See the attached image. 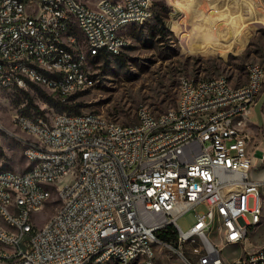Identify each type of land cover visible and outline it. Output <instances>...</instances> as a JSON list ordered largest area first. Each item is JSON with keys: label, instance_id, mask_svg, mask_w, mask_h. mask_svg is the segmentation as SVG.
Returning <instances> with one entry per match:
<instances>
[{"label": "built area", "instance_id": "2783aa9c", "mask_svg": "<svg viewBox=\"0 0 264 264\" xmlns=\"http://www.w3.org/2000/svg\"><path fill=\"white\" fill-rule=\"evenodd\" d=\"M154 1L100 0L97 10H90L77 0H0L3 86L12 90L32 84L17 69L18 61L29 62L26 52H35L44 62L43 74L33 76L47 78L58 88L73 86L69 67H76L78 79H83L91 66L85 60L71 63V53L64 49L59 64H65V71L48 69L58 35L66 28L87 27L93 46H102V53L93 55H120L124 32L119 42L110 43L111 30L122 20L149 21ZM54 19H61V28L53 27ZM15 28L33 35V42L22 44ZM247 66L254 72V86L248 89L232 86L225 77H182L175 108L156 114L140 104L130 124L92 119L90 112L39 114V124L15 115L16 122L34 131L36 141L24 149L29 174L9 170L0 176V258L5 264H129V257H138V262L157 264L156 233L173 226L177 243L191 248L195 264H264V245L255 242L260 229L251 228L256 217H263L264 226V179L253 184L254 169L262 160L251 152L248 127L264 89V68ZM52 73H59L60 81H50ZM72 95L51 97L66 103ZM218 102H226L224 112H217ZM93 144L104 145V153H90ZM78 146H86L85 169L68 177ZM36 154H45L47 164L37 162ZM82 179H89V187H82ZM38 181L55 184L66 211L33 233L21 256H13L17 232L31 231L34 205L46 195L38 190ZM7 184L27 192L30 209L4 211V204H11L8 192H13ZM231 187H238V196H231ZM198 206L205 210L196 212L195 223L183 232L178 217ZM221 223H229V234H222ZM230 241L242 242L244 259H224Z\"/></svg>", "mask_w": 264, "mask_h": 264}, {"label": "rangeland", "instance_id": "374dc122", "mask_svg": "<svg viewBox=\"0 0 264 264\" xmlns=\"http://www.w3.org/2000/svg\"><path fill=\"white\" fill-rule=\"evenodd\" d=\"M95 6L100 0H81ZM152 18L131 25L125 32L128 45L123 58L92 60L93 82L74 93L66 103H57L49 91L32 83L26 89H0V169L24 172L28 136L12 124L16 114L30 115L94 112L121 124L136 120L140 104L158 114L173 109L182 77L212 79L225 77L234 87L248 80L247 65L264 68V0H155ZM157 14L161 22L155 18ZM244 27L243 30L240 29ZM251 132V152L257 161L253 180L264 179V95L256 104ZM262 181V180H258ZM53 197L50 202L56 201ZM48 205V206H46ZM33 213V225L43 226L55 212L46 204ZM252 203L250 202V207ZM198 206L181 214L177 225L187 232L195 223ZM255 229L256 244L264 245V226ZM157 264H195L189 246L178 243L153 244ZM225 260L239 258L242 248L228 245Z\"/></svg>", "mask_w": 264, "mask_h": 264}, {"label": "bare ground", "instance_id": "6f19581e", "mask_svg": "<svg viewBox=\"0 0 264 264\" xmlns=\"http://www.w3.org/2000/svg\"><path fill=\"white\" fill-rule=\"evenodd\" d=\"M241 1V0H240ZM36 2H43V0H36ZM78 5H87L81 0H77ZM90 10H97V4L95 6H90ZM145 20H122L117 23L115 29L110 32V43L119 42L120 34L128 26L135 24H143ZM54 28H61V19L53 20ZM15 36H22V44H31L33 42V35L23 34V28H15ZM78 40L82 48H78ZM128 45V40L122 34V43L119 44V51H124ZM90 47H93V53L90 52ZM68 49L71 53V63L82 64L85 60L87 66H91L92 60L101 54L102 46H93L92 34H88L87 27H71L66 28L65 33H60L58 35V43H55V49L51 53L50 61H48V69H55V71H65V64H59L61 58V51ZM118 55H112V57ZM26 60L28 61H18L17 69H19V75H25V81H30V83L37 84L47 91L50 92L52 96H70L74 94V89H83L88 87L91 82H93L92 69L89 73H86V77L83 79H78V73H76V67H69L68 79L69 83H73V86L60 85V88L55 86V83L48 82L47 78L33 76L42 75L44 69V62L42 59L38 58L35 52H26ZM28 69V71H26ZM248 80L244 85L240 86V89H248L254 86V72H249V67L247 66ZM50 81H60L59 73L50 74ZM10 86H3V80L0 79V89H9ZM58 100V99H56ZM63 103V101H61ZM177 106V102H176ZM226 109V102H218L217 112H224ZM65 113V112H62ZM72 114V113H66ZM17 116L23 117V122H32V124H39V115L27 116L24 114H16ZM92 119L107 118L102 114H97L90 112ZM109 123L119 124L114 120L109 119ZM12 124L20 132L28 136L27 143H32L36 141V134L34 131L29 130L26 126L21 125L19 122L15 121V116L13 117ZM90 153H104V145L93 144L90 146ZM24 156L26 161L29 162L27 152L24 151ZM85 155L86 146H78L73 150L74 164H69L68 177H76L78 172H84L85 169ZM36 161L40 164H47V156L45 154H36ZM9 172L6 169H0V176H4ZM20 174H29V167L24 172ZM253 184H262V181L253 180ZM82 187H89V179H82ZM38 190L46 191V195L41 196V201H36L33 213L40 211V209L49 204L53 197H56L55 212L51 215L49 220L40 228H37L31 224V231L17 232L15 237V245L13 247V256H21V249L25 248V241L33 238V233H39L40 229L44 228L48 223L55 222V216L65 213L66 211V200L64 198H59V191H57L55 184H49V181H38ZM8 201L11 204H4V211H10V214H20L22 209H30V202L27 201V192L22 188H15V184H7ZM231 196H238V187H231ZM16 197L19 201H16ZM263 217H256L251 221V228L255 229L261 225ZM222 234H229V223H221ZM228 245H239L242 248V242L230 241ZM243 254L237 259H244L245 249H242ZM0 252H4V244H0ZM0 264H5V259L0 258ZM102 264H110V260H102ZM129 264H148V260H139L138 257H129Z\"/></svg>", "mask_w": 264, "mask_h": 264}, {"label": "trees", "instance_id": "16d2710c", "mask_svg": "<svg viewBox=\"0 0 264 264\" xmlns=\"http://www.w3.org/2000/svg\"><path fill=\"white\" fill-rule=\"evenodd\" d=\"M160 4L158 2H154V6H159ZM155 18L157 19L158 22H161L162 20L160 19V17L155 14ZM115 58H123V54L121 53L120 55L118 56H114ZM98 58H101V56H98L96 58L93 59V61L95 59H98ZM107 56H104L102 57L101 59H104L106 64H107ZM41 87V86H40ZM70 99V97L68 98V100ZM54 101H56L57 103H62L61 101H58L56 99H53ZM64 103V102H63ZM69 109L70 110H74V112H65V113H72V114H77V113H80L78 111V109L76 107H71L69 106ZM61 113V112H60ZM21 114H24V113H21ZM24 115H27V116H34V115H30V114H24ZM156 237L158 239V241L160 243H163V244H168V245H172V244H176L177 243V231L176 229L173 227V226H167L161 230H159L157 233H156Z\"/></svg>", "mask_w": 264, "mask_h": 264}, {"label": "crops", "instance_id": "0c3cea01", "mask_svg": "<svg viewBox=\"0 0 264 264\" xmlns=\"http://www.w3.org/2000/svg\"><path fill=\"white\" fill-rule=\"evenodd\" d=\"M132 26H133V25H132ZM129 27H130V26H129ZM129 27L125 28V29L122 31V33L124 32L123 35H124L125 37H126L125 32L127 31V29H128ZM243 28H244V27H241L240 29L243 30ZM261 95H264V89H263ZM256 114H257V113H256V107H255V108L252 109V111H251V113H250V116H249V124H248V127H249V129H250V133L252 132V128H253V126H254L253 122L255 121V116H256ZM258 180H262V179H258Z\"/></svg>", "mask_w": 264, "mask_h": 264}]
</instances>
